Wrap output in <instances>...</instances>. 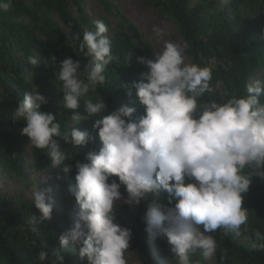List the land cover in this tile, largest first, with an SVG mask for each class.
I'll list each match as a JSON object with an SVG mask.
<instances>
[{"label": "clouds", "instance_id": "9594fccd", "mask_svg": "<svg viewBox=\"0 0 264 264\" xmlns=\"http://www.w3.org/2000/svg\"><path fill=\"white\" fill-rule=\"evenodd\" d=\"M11 7L12 0H0V11ZM108 32L105 22L97 20L95 30L84 32L82 40L79 34L73 37L88 58L83 79L79 60L67 57L57 64L52 57L71 119L98 117L92 128L101 146L88 151L84 162L66 164L71 157L59 140L78 149L87 145L89 133L76 127L62 130L55 114L41 111L47 100L38 90L26 92L13 111V119L23 122L21 134L46 152L53 168L64 174L75 169L67 187L78 208L77 220L59 236L60 249L51 257L41 250L40 261L64 264L61 249L70 245L87 264H127L132 232L116 222L114 209L117 204L137 207L161 192L167 194L168 206L153 199L142 221L150 239H166L174 264H193L197 254L212 259L217 242L211 234L217 230L234 238L251 232L245 237L249 250L264 249V232L250 229L249 212L243 207L252 177L264 179V79L246 84L243 96L202 103L213 91L211 69L186 63V46L166 42L152 58L137 57L147 71L131 89L143 114L134 115L136 108L128 104L109 111L100 96H89L106 84V68L119 59L112 53ZM28 59L31 65L42 64L36 57ZM131 89L126 95H132ZM82 100L84 115L78 111ZM45 192L50 189L33 193L40 215L27 220L37 234L42 222L52 217L53 204Z\"/></svg>", "mask_w": 264, "mask_h": 264}, {"label": "trees", "instance_id": "16d2710c", "mask_svg": "<svg viewBox=\"0 0 264 264\" xmlns=\"http://www.w3.org/2000/svg\"><path fill=\"white\" fill-rule=\"evenodd\" d=\"M145 1L159 11L173 16L194 62L201 67L210 68L211 81L224 87L225 101L234 95H245L246 84L250 83L249 79L258 70H262L264 79V0H228L225 4L227 12L215 1L202 8L197 5L189 7L186 0ZM74 2L76 0H31V3L27 4L12 0L9 11H0V144L4 146L5 166L21 160L22 151L18 145L20 137L12 133L10 128L24 126L22 121L13 119L16 105L23 99V94L31 90L30 84L21 75L23 65L28 63L32 68L35 86L46 98L47 103L49 92L44 90L48 88L49 91H57V88L62 87L61 82L56 79L58 68L52 57L56 58L57 64L67 57L79 60L84 78L83 66L88 58L79 50L80 41L74 40L73 37L79 34L82 40L85 31L81 27V21L72 15L71 7ZM52 12L57 15L60 23L49 15ZM142 52L146 58L153 57L146 45ZM16 53L20 54L21 59ZM29 57L38 58L42 64L31 65ZM145 71L147 69L137 62L123 66L110 64L105 71L106 84L98 86L95 93L102 98L109 111L121 104H128L135 98L133 106L136 108V115H141L143 106L135 96V89H131V83L138 80L140 73ZM129 89L131 96L126 95ZM56 96L58 105L49 109L45 104L41 111L55 114L62 130L70 129L68 123L72 111L64 108L61 96ZM208 99H218V95L206 93L201 102ZM78 111L84 115L83 100ZM96 118L98 117L90 119ZM59 142L71 157L65 163L73 166L77 161L84 162L85 154L97 147L93 137L86 146L78 149L62 140ZM43 156L48 159L46 154ZM74 174L73 167V171L67 174L69 180ZM259 185L262 194L257 198L246 195L243 207L249 212L250 229L264 232V179L260 178ZM121 192L124 193L123 187ZM153 199L168 206L166 196L159 195L149 196L137 207L121 204L115 210L118 223L131 229L130 249L139 264H154L142 221L147 204ZM32 214L39 216L32 203L22 202L15 206L0 198V264H49L48 258L44 262L40 261L39 252L44 250L51 257L54 249H60L59 236L67 229H60L57 224L43 221L39 226V233H33L27 224ZM128 215L132 217L127 219ZM248 234L250 237L251 232ZM211 235L217 242L214 256L217 264H264V249L250 251L248 245L237 242L230 233L224 235L223 230H217ZM154 241L165 254L172 256L165 238H157ZM61 254L64 264H87L77 260L73 252L66 248L61 249ZM192 260L193 264H197V255L192 257Z\"/></svg>", "mask_w": 264, "mask_h": 264}, {"label": "rangeland", "instance_id": "374dc122", "mask_svg": "<svg viewBox=\"0 0 264 264\" xmlns=\"http://www.w3.org/2000/svg\"><path fill=\"white\" fill-rule=\"evenodd\" d=\"M17 1L20 3H31V0ZM186 1L189 7L197 5L201 8L215 1L218 2V6L221 7L223 11H228V8L225 7L228 0ZM71 12L73 16L81 21V27L85 32L95 30V21L103 20L105 22L109 28L107 35L111 40L112 53L119 57V59L114 61L111 65L123 66L137 62V57H145L144 52H142L144 45L151 50L154 56L163 51L166 42H172L182 47L186 46L184 51L186 63L200 66L194 62L191 54L187 51L188 45L184 41L180 27L173 16L170 13L159 11L145 0H76L71 7ZM49 15H52L54 21L60 23L55 13L52 12L49 13ZM157 30H159V34ZM16 55L21 59L20 54L16 53ZM126 58H131L127 64ZM27 64L23 65L21 75H23V78L30 84V91H34L35 89L38 90L35 86V81H33L32 68ZM79 74L83 79L81 70ZM261 74L262 70H258L249 81L252 82L255 79H263ZM210 87L213 89L212 94L215 93L218 95V99H208L204 102L210 100H215L218 103L226 102L225 89L220 83L210 81ZM57 89V91H49L48 88L44 90L47 93L49 92L47 97V107L49 109L58 105V98L56 95L63 97L61 87ZM89 96L93 100L98 97L96 93L91 91ZM134 101L135 98H132L128 105L133 106ZM103 115L105 114L103 113ZM134 115H136V113H134ZM92 123L93 120L90 118L79 122L70 119L68 125L70 129L76 127L80 130L87 131L91 139L92 137L95 138L97 144L95 150H98L101 146V142L92 128ZM10 129L12 133L20 137L18 145L22 154L19 162L10 166H5L3 164V155L5 156V153H3L4 146L0 144V198L4 202L15 206L20 205L22 202L33 204L32 197L34 192H43L45 189H50V192H45V195L51 198L53 204L52 217L50 220H45L44 222L48 224H57L60 229L66 228L68 230L73 227L77 220L76 213L78 208L74 197L69 193L67 187L71 179L69 180L67 174H64L60 168L52 167L50 160H48L46 156H43L46 152L35 149L30 144L28 137L21 134V128L13 127ZM188 182V180L185 181V183ZM259 183L260 178L253 176L252 183L250 184L248 192L244 194V197L248 195L249 197L257 198L261 195L262 189ZM159 195L166 196L167 194L161 192ZM120 205L121 204H117L114 211ZM131 217V215H128L127 219ZM116 222L118 223L117 219ZM66 224L68 225L66 226ZM246 236L249 237V234L245 233L241 237L235 239L241 244L248 245L249 240L245 238ZM147 239L154 264H174L173 256L165 254L163 249L153 239H150L149 236H147ZM65 248L68 251H72L77 260L87 262L86 258H80L78 249H74L70 245ZM125 258L127 264H139L130 246L126 252ZM197 259V264H217L214 257L205 261L197 254Z\"/></svg>", "mask_w": 264, "mask_h": 264}]
</instances>
